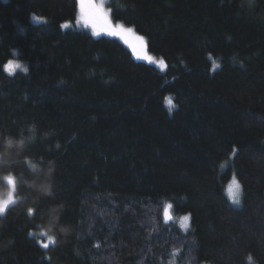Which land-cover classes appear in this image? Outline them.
<instances>
[{"label": "trees", "instance_id": "16d2710c", "mask_svg": "<svg viewBox=\"0 0 264 264\" xmlns=\"http://www.w3.org/2000/svg\"><path fill=\"white\" fill-rule=\"evenodd\" d=\"M107 7L165 71L64 28L78 0H0V123L26 140L0 264H264V0Z\"/></svg>", "mask_w": 264, "mask_h": 264}, {"label": "rangeland", "instance_id": "374dc122", "mask_svg": "<svg viewBox=\"0 0 264 264\" xmlns=\"http://www.w3.org/2000/svg\"><path fill=\"white\" fill-rule=\"evenodd\" d=\"M79 1V14L74 26L73 23H67L64 25V28H87L92 31L95 36H101L102 34L120 37L128 42V44L134 50L138 59L142 61H146L152 65H155L161 71H165L167 69L166 62L159 57L154 56L151 54L147 49V44L141 36L136 34L132 29L125 27L121 24L115 23L111 19V15L109 9L107 7V0H78ZM25 63L18 59H14L5 67V70L8 74H14L18 70L25 69ZM19 65V67H16ZM11 68V71L8 69ZM4 128H7L10 135L15 137L16 128L12 123H0V131ZM13 161V156L7 163H0V181H12L10 186V190L8 193L0 198V207L3 208V211H0V214H4L6 210L16 202L15 197V180L11 173V162ZM239 184L237 182H232L228 189V194L232 197V199H239ZM171 215V214H170ZM183 216L179 218V223L183 228H188L189 226V217L185 219ZM47 236V235H46ZM47 236L44 240L45 242L41 241V245L44 248L49 247V245L54 243V237L52 240H49ZM47 245L45 247L44 245Z\"/></svg>", "mask_w": 264, "mask_h": 264}, {"label": "clouds", "instance_id": "9594fccd", "mask_svg": "<svg viewBox=\"0 0 264 264\" xmlns=\"http://www.w3.org/2000/svg\"><path fill=\"white\" fill-rule=\"evenodd\" d=\"M26 140L19 136L5 135L0 140V163H7L14 154H18L24 150ZM9 184L12 181H8Z\"/></svg>", "mask_w": 264, "mask_h": 264}, {"label": "snow or ice", "instance_id": "6c2138e0", "mask_svg": "<svg viewBox=\"0 0 264 264\" xmlns=\"http://www.w3.org/2000/svg\"><path fill=\"white\" fill-rule=\"evenodd\" d=\"M16 67H19V65H16ZM9 71H11V68H9L8 69ZM25 71H26V69H25ZM169 103H171V101H169ZM238 202V201H237ZM0 211H3V208L2 207H0ZM31 211V210H30ZM185 219H188V217H185ZM53 238L52 237H49V240H52ZM45 247H47V245L45 244L44 245Z\"/></svg>", "mask_w": 264, "mask_h": 264}]
</instances>
